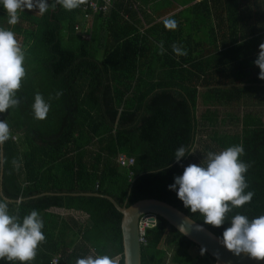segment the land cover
<instances>
[{"label":"trees","instance_id":"1","mask_svg":"<svg viewBox=\"0 0 264 264\" xmlns=\"http://www.w3.org/2000/svg\"><path fill=\"white\" fill-rule=\"evenodd\" d=\"M80 10L25 11L12 26L0 5V27L23 37L27 72L20 106L0 114L12 134L0 148L7 158L0 187L10 214L22 221L35 209L43 218L46 242L29 264L122 256L121 212L105 195L126 206L164 200L222 238L230 223L204 224L169 190L188 165L189 156L175 161L176 149L193 152L205 131L202 143L211 152L244 148L246 191L254 195L229 216L264 215V80L254 63L264 43V0H201L170 16L176 30L160 31L158 22L143 27L139 18L120 17L131 11L113 0L89 38L81 35ZM173 44L187 55L175 54ZM200 46L206 52L198 54ZM36 93L51 104L45 120L34 118ZM222 123L229 130L220 132ZM121 154L133 164L120 166ZM13 159L21 162L18 170ZM95 192L100 195L75 194ZM143 237L141 264H217L160 216Z\"/></svg>","mask_w":264,"mask_h":264},{"label":"clouds","instance_id":"2","mask_svg":"<svg viewBox=\"0 0 264 264\" xmlns=\"http://www.w3.org/2000/svg\"><path fill=\"white\" fill-rule=\"evenodd\" d=\"M86 3L87 0H52L51 3L49 0H0V5L7 14V23L12 26L19 23L20 13L26 10L44 14L49 8L55 11L59 5L66 11H73ZM163 23L168 30L178 28L175 19L166 18ZM80 30L82 37H90L86 26ZM161 49L163 50L162 44ZM172 49L177 55H187L176 44H173ZM25 60V52L14 31L0 27V114L20 106L17 94L22 88V81L27 78ZM254 63L260 69L259 79L264 80V43L259 45L258 57ZM56 95L59 98L61 93ZM50 108L51 104L43 95L36 93L32 104L34 118L47 119ZM11 138L7 120H0V148ZM189 155V149L180 146L175 151L174 159L180 163ZM243 155L242 145L227 147L220 152L209 151L199 165L193 163L184 167L183 174L174 178L169 190L176 192L184 207L192 214L199 213L204 224L221 228L230 223L221 239V244L229 252L237 257L244 254L252 260L264 262V215L252 219L241 214L229 216L233 209L250 203L254 195L253 192L246 191L249 166L241 160ZM6 163L7 158L0 153V166ZM12 166L18 170L21 162L13 159ZM43 228L44 221L38 210H31L21 221L19 216L10 214L7 200L0 196V260H7L9 264H29L34 261L38 247L46 242ZM205 253L206 249H201V254ZM127 261V254H124L123 264H127ZM75 264H122V257L119 254H89L77 258Z\"/></svg>","mask_w":264,"mask_h":264},{"label":"water","instance_id":"3","mask_svg":"<svg viewBox=\"0 0 264 264\" xmlns=\"http://www.w3.org/2000/svg\"><path fill=\"white\" fill-rule=\"evenodd\" d=\"M1 177L2 166H0V180ZM75 194L100 195L96 192ZM0 195L2 196L1 187ZM105 196L121 212L122 262L124 254H127V264H141L140 227L143 222L153 226L156 223V217L160 216L194 242L200 250L206 249V254L215 259L217 264H264V262L252 260L244 254L239 257L235 256L221 244L222 238L192 219L183 210L164 200L141 198L126 206L120 205L109 195Z\"/></svg>","mask_w":264,"mask_h":264},{"label":"crops","instance_id":"4","mask_svg":"<svg viewBox=\"0 0 264 264\" xmlns=\"http://www.w3.org/2000/svg\"><path fill=\"white\" fill-rule=\"evenodd\" d=\"M199 1L201 0H115V5L118 9L122 8L123 11H131V13L128 14L121 12L119 15L120 17L127 20H130L131 16L139 18L143 24V27H147L158 22L160 31L165 27L163 23L164 19L170 18V16L190 7L192 4ZM35 12V14H40L37 11ZM143 14L148 15V18H150L149 22L143 18ZM99 21L100 18L96 16L89 21L86 20V22L81 25V28L84 29V26H86L88 32L91 35L92 27L99 23ZM88 26H90V30ZM143 27L139 28V30H141ZM200 110L201 109H199V111Z\"/></svg>","mask_w":264,"mask_h":264},{"label":"built area","instance_id":"5","mask_svg":"<svg viewBox=\"0 0 264 264\" xmlns=\"http://www.w3.org/2000/svg\"><path fill=\"white\" fill-rule=\"evenodd\" d=\"M112 6H113V0H87V3L84 5H81L79 10L81 9L80 12L82 13L83 19H86L87 21H89L101 13L103 14L108 13ZM118 162L120 166H127V165L133 164V160L131 158H126L123 154L119 155ZM146 226H149V225L146 222H143L142 226L140 227L141 243H145L143 232ZM56 263H57V259L54 258L53 264H56Z\"/></svg>","mask_w":264,"mask_h":264},{"label":"rangeland","instance_id":"6","mask_svg":"<svg viewBox=\"0 0 264 264\" xmlns=\"http://www.w3.org/2000/svg\"><path fill=\"white\" fill-rule=\"evenodd\" d=\"M26 12H29V13H36L35 11H28V10H26ZM251 21H253V20H251ZM24 26H28V23H24L23 24ZM88 28H89V30H90V26H88ZM16 38H17V40H18V42L20 43V45L23 43V37L22 36H16ZM206 49H207V46H205V47H203V46H200V49H199V51H198V54L199 53H201V52H206ZM235 107L236 108H242V107H240V105L239 106H237V105H235ZM227 123V122H226ZM226 123H222V124H218V126H217V128H218V130L221 132V131H227V130H229V127L226 125ZM209 134V131H205L204 133H203V137H202V140L204 139V138H206V139H208L207 137H206V135H208ZM205 136V137H204ZM202 140L201 141H199V142H197L195 145H194V150H193V152H191V155H189V157H188V159L186 160V162H187V164L189 165V164H193V163H195V164H200L202 161H203V159L205 158V155L207 154V152H209L210 150H207L205 147H204V145H203V143H202ZM187 165V166H188ZM78 214H81V215H78ZM70 215H74V216H76V217H79L80 219L79 220H84V214L83 213H81V212H74V213H72V214H70ZM198 253V250L197 249H195V250H193V251H191V254L192 255H195V254H197ZM171 254H169L168 256H170Z\"/></svg>","mask_w":264,"mask_h":264}]
</instances>
